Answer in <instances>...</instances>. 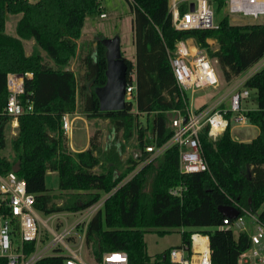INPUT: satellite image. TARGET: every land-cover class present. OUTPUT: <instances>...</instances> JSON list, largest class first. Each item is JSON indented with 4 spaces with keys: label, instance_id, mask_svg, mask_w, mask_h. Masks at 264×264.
I'll return each instance as SVG.
<instances>
[{
    "label": "trees",
    "instance_id": "trees-1",
    "mask_svg": "<svg viewBox=\"0 0 264 264\" xmlns=\"http://www.w3.org/2000/svg\"><path fill=\"white\" fill-rule=\"evenodd\" d=\"M127 1L133 13L136 52L135 60H125L128 82L133 73L136 75V94L122 110H101L95 89L107 80L106 47L99 41L85 53H78V39L87 17L104 12L103 0H0V109L9 95V72L33 73L25 80L23 98H30L34 106L32 112L19 117L18 133L11 139L14 158L10 161L0 156V171L8 173L19 162L18 175L36 194L35 208L46 214L93 205L149 155L147 146H161L171 138L175 110H184L188 101L169 57L178 41L192 39L204 48L226 82L264 57V23L234 24L226 13L216 28L181 30L173 23L169 0ZM215 1L218 11L227 7V0ZM187 10V2H182L181 13ZM8 14H21L16 35L6 31ZM24 39L35 41L31 53H27ZM211 39L216 40V46ZM74 58L83 69L79 74L70 68ZM246 85L257 94L258 106L248 116L259 127V134L243 141L227 129L212 139L206 128L201 133L208 165L204 172L181 173L176 145L143 165L90 220L85 241L96 257L108 250H125L133 264H149L153 257L147 252L146 232L184 226L210 235L213 264H237L250 237L247 232L217 228L225 217L219 207L235 204L258 213L264 222V66ZM77 110L88 119H108L114 141L103 147L101 131L96 130L88 148L70 150L61 118ZM120 134L125 141L135 137V151L142 150L141 156L131 154L126 166ZM5 146L3 138L1 147ZM48 171L58 173V195L47 186ZM180 185L187 188L183 197L170 193L172 187ZM57 197H62V204L56 202ZM49 261L64 262L62 257ZM0 264H6L3 258Z\"/></svg>",
    "mask_w": 264,
    "mask_h": 264
},
{
    "label": "built area",
    "instance_id": "built-area-1",
    "mask_svg": "<svg viewBox=\"0 0 264 264\" xmlns=\"http://www.w3.org/2000/svg\"><path fill=\"white\" fill-rule=\"evenodd\" d=\"M182 2L188 4V10L184 13L180 11ZM191 3H194L193 11L190 10ZM169 7L177 29L218 27L209 0H169ZM227 10L229 13L258 18L264 14V0H227ZM99 16L105 18L108 14L104 11ZM209 41L215 46L216 41ZM169 57L177 84L183 95L188 97L186 107L184 110H175L171 138L161 146H147L149 155L121 184L132 178L143 165L174 145L179 148L181 173L204 172L208 170V165L203 156L201 133L206 128L212 139H217L227 129H230L232 137L238 139L233 134L234 127L255 125L248 116L252 108L246 106L253 90L246 83L264 66V61L257 62L226 82L222 80L208 52L192 39L178 41L169 52ZM32 76V72L7 74L9 95L6 105L0 109V156H3L4 149L1 143L3 138L7 139L9 129L12 136H15L19 129V117L33 111V101L23 98L26 93L25 80ZM207 89L217 93L208 102L205 100V104L195 106L194 95ZM135 91L136 75L133 73L132 81L127 84V101L133 100ZM76 113L68 112L61 118L63 135L67 139L76 127ZM5 117L9 119L5 121ZM121 184L104 193L93 205L78 212L66 211L64 217L43 218L45 213L35 208L36 194L28 190L26 180L14 170L8 173L0 171V258L6 264H55L49 258L57 257L63 258L62 264H133L125 250H108L96 257L85 241L90 220ZM186 189L185 185H180L172 187L170 193L183 197ZM232 206L239 210V214L235 218L225 216L217 228L248 233L249 246L240 253L237 264H264V222L259 220L258 213L245 208L241 210L235 204ZM68 215L75 216V219L70 225H64ZM180 228L182 236L186 234L189 238L181 239L180 243L163 251L149 264H213L210 235L202 230L192 228L187 231V227Z\"/></svg>",
    "mask_w": 264,
    "mask_h": 264
},
{
    "label": "rangeland",
    "instance_id": "rangeland-1",
    "mask_svg": "<svg viewBox=\"0 0 264 264\" xmlns=\"http://www.w3.org/2000/svg\"><path fill=\"white\" fill-rule=\"evenodd\" d=\"M209 2L215 11L214 22L217 24L226 13H229V11L227 10V7H223L220 11H218L217 2L215 0H209ZM103 5L105 8L104 11L105 12L107 11L106 13L109 16L104 19H102L99 15L89 16L84 31L91 33L96 28L97 30L104 31V33L108 35L107 37H113L115 35H119L121 37L122 48L125 52V55H127L129 58H132L135 52L134 20L129 2L127 0H103ZM20 16L21 14L7 15L6 31L8 33L12 35H16V24ZM229 18L230 21L234 24H244V23H254V22L264 23V14H261L258 18H253L251 16H245L242 14L229 13ZM92 44H93V40L91 39L87 40V42H85V45H87V47L83 49V43H82L80 53L81 52L85 53L86 51H88L93 46ZM24 45L27 53H31L35 47V41L24 39ZM216 45L217 44H215V46ZM39 50L41 51L42 55L45 57V60L49 61L46 52L41 48H39ZM73 60H75V58ZM263 61H264V57L259 61V63H262ZM76 62H77L76 67H79L78 60H76ZM75 70L79 74V69L78 70L75 69ZM216 93L217 92L212 91L210 89H207L206 91H199L194 95L193 104L195 106L203 105L206 103L205 100L208 102L210 100V97ZM207 97H209L208 100L206 99ZM246 106L252 109L257 108L258 102H257V94L255 91H252ZM79 109H80V102H79ZM77 112H80V110L79 111L77 110ZM78 124L80 128L75 131V140H74L75 146L77 148L84 147L87 143L86 131L81 128L83 126V122L80 121ZM88 124H89L90 137L95 133L96 130H99L101 131V141L103 147H105L107 143H112L113 137H112L111 123L108 119L105 118L88 119ZM259 132L260 129L257 125L233 128V134L236 137H238V139H241L243 141H250L254 139L259 134ZM121 135L122 134H120V136ZM7 136L8 137L6 139V146L3 149L2 154L3 156L7 157V159L12 161L14 158V152L12 149L11 139L14 136H12V134L10 133V129ZM65 138L67 141L66 136ZM122 144L124 145L122 159L125 162L124 166H126L128 164L127 163L128 158L130 157L131 154H134L135 152L136 139L135 137H133L131 138V140L125 141L122 138ZM67 146L68 148H70L68 144ZM58 180L59 179L57 172L55 171L47 172V176H46L47 186L52 191V193L56 195H58L60 192V190L58 189ZM56 202L62 204L63 203L62 197H57ZM262 207H264V204L262 205ZM78 211L80 210H76L72 212H78ZM64 213H66V211H58L48 214L45 213V215H43L42 217L43 218H47V217L50 218L54 216L64 217L65 216ZM74 219L75 216L68 215V217H66V220H64L65 221L64 225H70L74 221ZM185 230L191 231L192 228L187 227ZM193 230H199V229L194 228ZM144 239L146 242V248L148 254L153 258H157L160 256V254L163 251L180 243L182 239L181 228L180 227H174L169 229L153 228L146 232Z\"/></svg>",
    "mask_w": 264,
    "mask_h": 264
},
{
    "label": "water",
    "instance_id": "water-1",
    "mask_svg": "<svg viewBox=\"0 0 264 264\" xmlns=\"http://www.w3.org/2000/svg\"><path fill=\"white\" fill-rule=\"evenodd\" d=\"M190 10H194V3H191ZM102 42L106 47L107 69L106 83L98 86L95 92L99 98L101 110H122L127 105V63L122 52L121 37L115 35L113 37L96 36L95 45ZM138 156L142 155V150L137 149ZM136 154V157H138ZM13 170H20V163L16 162ZM219 210L227 217L235 218L239 214V210L232 205H221ZM166 255H163L165 258Z\"/></svg>",
    "mask_w": 264,
    "mask_h": 264
},
{
    "label": "crops",
    "instance_id": "crops-1",
    "mask_svg": "<svg viewBox=\"0 0 264 264\" xmlns=\"http://www.w3.org/2000/svg\"><path fill=\"white\" fill-rule=\"evenodd\" d=\"M32 1H36V0H32ZM107 12V11H106ZM109 16V15H108ZM107 16V17H108ZM107 17H105V18H107ZM88 18H89V16L87 17V19H86V21H85V25H84V28H85V26H86V23H87V20H88ZM102 19H104V18H102ZM84 28H83V32H82V35H81V37L78 39V53L80 52V49H81V44L83 43V49L84 48H86L87 47V45H85V42H87V40H89V39H91V40H93V46H96L95 45V38H96V36L98 35V33H102L103 34V37L104 36H108V35H106L105 33H104V31H102V30H97L96 28H95V30H93V32H85L84 31ZM121 45H122V43H121ZM122 50H123V48H122ZM84 51V50H83ZM122 52H124V50L122 51ZM135 52H136V49H135ZM135 52H134V54H133V56H132V58H129L127 55H125V52L123 53L124 54V56L125 57H127V58H129V59H132V60H135ZM82 53V52H81ZM76 58H75V60H73L72 62H71V66H70V68L71 69H79L78 67H76V65H77V62H76ZM79 71L80 72H82L83 71V69H79ZM77 114V120H76V127H75V129H74V131H73V134L71 135V136H69V138L67 139V144L69 145V149H71V150H74V151H79V150H81V149H86L87 147H88V145H89V139H90V132H89V124H88V119H87V117L85 116V115H83L81 112H77L76 113ZM80 121H82L83 122V126L81 127L83 130H85L86 131V138H87V143H86V145L84 146V147H79V148H77L76 146H75V142H74V140H75V131L76 130H78L80 127H79V122ZM108 144V143H107Z\"/></svg>",
    "mask_w": 264,
    "mask_h": 264
}]
</instances>
